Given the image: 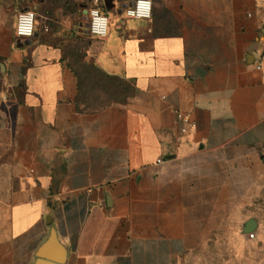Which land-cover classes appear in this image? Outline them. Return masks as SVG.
<instances>
[{
	"label": "crops",
	"instance_id": "0c3cea01",
	"mask_svg": "<svg viewBox=\"0 0 264 264\" xmlns=\"http://www.w3.org/2000/svg\"><path fill=\"white\" fill-rule=\"evenodd\" d=\"M74 1L0 41V264H264V0Z\"/></svg>",
	"mask_w": 264,
	"mask_h": 264
},
{
	"label": "built area",
	"instance_id": "2783aa9c",
	"mask_svg": "<svg viewBox=\"0 0 264 264\" xmlns=\"http://www.w3.org/2000/svg\"><path fill=\"white\" fill-rule=\"evenodd\" d=\"M91 6L87 9V33L92 38H95L97 40H104L108 33H109V26H110V19L109 16L102 12L98 0H92ZM138 12V0L134 1L132 6L127 7L123 10V15L132 20H141V21H147L151 19L152 16V2L150 7V14L149 16H138L136 13ZM28 13H32V21H31V35H18V28L19 26L24 23V21L21 20V16H27ZM93 13L96 14V17L102 18L106 23H97L96 18L93 17ZM129 13H133V15H129ZM35 23H36V14L29 10H22L18 13L16 16V21L14 25V31L13 35L16 41L18 42H24L34 36L35 33ZM95 29V31H93ZM176 121L179 124V132L181 134H188L191 130L195 128V124L190 120V118L182 114L181 112L176 111L175 112ZM161 160H157V164H160ZM249 239L254 238L253 233L247 234Z\"/></svg>",
	"mask_w": 264,
	"mask_h": 264
},
{
	"label": "rangeland",
	"instance_id": "374dc122",
	"mask_svg": "<svg viewBox=\"0 0 264 264\" xmlns=\"http://www.w3.org/2000/svg\"><path fill=\"white\" fill-rule=\"evenodd\" d=\"M60 1V2H59ZM87 0H79L77 2H86ZM41 3H45L43 13L58 19L59 22V5L63 6L75 4L74 0H0V41L3 37L13 36V28L16 16L22 10L30 9L35 14ZM89 8V6H86ZM87 12V9H86ZM56 14V15H55ZM59 28V26H58ZM115 33V27H111Z\"/></svg>",
	"mask_w": 264,
	"mask_h": 264
},
{
	"label": "water",
	"instance_id": "95a60500",
	"mask_svg": "<svg viewBox=\"0 0 264 264\" xmlns=\"http://www.w3.org/2000/svg\"><path fill=\"white\" fill-rule=\"evenodd\" d=\"M112 0H104L103 5L106 9H111L113 5H111ZM132 6H123L122 9H126L127 7ZM121 9V10H122ZM120 10V12H121ZM23 43V42H18ZM254 226V222L249 220L243 227L244 233H249ZM63 259L61 257L59 246L56 243L54 235H51L47 242L40 248L37 254V261L35 264H62Z\"/></svg>",
	"mask_w": 264,
	"mask_h": 264
},
{
	"label": "clouds",
	"instance_id": "9594fccd",
	"mask_svg": "<svg viewBox=\"0 0 264 264\" xmlns=\"http://www.w3.org/2000/svg\"><path fill=\"white\" fill-rule=\"evenodd\" d=\"M151 7V0H138V12L136 15L138 16H149ZM129 15H133V13H129ZM93 17L96 18L97 23H106L102 18L96 17V14L93 13ZM21 20L24 21L18 28V35H31V21H32V13H28L27 16H21ZM95 31V29H93Z\"/></svg>",
	"mask_w": 264,
	"mask_h": 264
},
{
	"label": "trees",
	"instance_id": "16d2710c",
	"mask_svg": "<svg viewBox=\"0 0 264 264\" xmlns=\"http://www.w3.org/2000/svg\"><path fill=\"white\" fill-rule=\"evenodd\" d=\"M100 9H101V7H100ZM101 11L104 12L103 9H101Z\"/></svg>",
	"mask_w": 264,
	"mask_h": 264
},
{
	"label": "flooded vegetation",
	"instance_id": "af4514ba",
	"mask_svg": "<svg viewBox=\"0 0 264 264\" xmlns=\"http://www.w3.org/2000/svg\"><path fill=\"white\" fill-rule=\"evenodd\" d=\"M88 9V8H87Z\"/></svg>",
	"mask_w": 264,
	"mask_h": 264
}]
</instances>
